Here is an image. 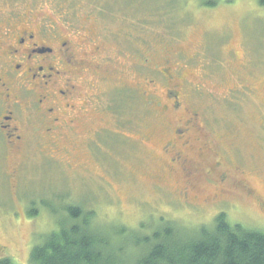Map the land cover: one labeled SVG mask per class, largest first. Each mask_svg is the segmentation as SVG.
I'll list each match as a JSON object with an SVG mask.
<instances>
[{"label": "rangeland", "instance_id": "374dc122", "mask_svg": "<svg viewBox=\"0 0 264 264\" xmlns=\"http://www.w3.org/2000/svg\"><path fill=\"white\" fill-rule=\"evenodd\" d=\"M28 13L59 30H75L88 53L99 48L95 58L83 56L102 64L103 72L85 74L91 105L76 111V126L58 146L43 149L47 137H40L21 150L9 149L0 134V258L27 264L34 245L70 222V207L110 229L144 224L152 231L167 221L199 229L225 213L232 223L264 231L259 0H0V22L12 16L25 21ZM182 52L193 56L182 69L183 82L191 81L184 83L182 107L157 116L144 110L131 90L153 75L142 64L148 59L163 66L171 58L181 65ZM155 80L163 100V82ZM187 109L199 114L200 126L183 149L190 163H222L214 176L199 173L188 186L191 203L180 194L186 178L167 168L163 152L171 129L188 118ZM206 142L211 150L199 156Z\"/></svg>", "mask_w": 264, "mask_h": 264}, {"label": "flooded vegetation", "instance_id": "af4514ba", "mask_svg": "<svg viewBox=\"0 0 264 264\" xmlns=\"http://www.w3.org/2000/svg\"><path fill=\"white\" fill-rule=\"evenodd\" d=\"M30 16L33 15L29 14L25 21L12 16L0 22V134L4 146L16 150L26 148L40 137L48 139L41 141L43 149L58 146L60 138L76 126V111L82 108L85 112L91 105L85 97L87 73L94 69V73L103 72L102 64L94 65L85 59L83 54L90 55L95 51L88 53L82 48V40L75 30H59L56 23ZM90 41L94 43L93 38ZM95 54L90 55L91 58H95ZM179 56L183 61L181 65L171 58L165 59L163 66L162 63L153 66L148 59L142 64L153 75L147 77L144 74L146 77L140 78V85L131 90L144 110H153L157 116L162 110L175 111L182 107V101L188 97L187 84L184 83H191L188 79L183 82L182 69L185 61L192 60L193 56L188 57L184 52ZM155 77L163 82L165 101L160 100L157 93ZM92 86L95 88L89 85V89ZM187 115L188 118L180 120L178 127L171 129L163 152L167 157V168L172 172L179 170L186 178L187 186L184 185L185 191L180 194L191 203L188 186L194 185L199 173L205 177L214 176L222 163L219 159L206 168L190 163L183 149L190 146V131L200 129V126L197 112L187 109ZM144 129L139 125V131L147 137ZM203 149L211 150L208 142L199 148V156H202ZM219 156L223 159L220 153ZM222 180V177L217 178L216 183ZM221 192L224 191L221 189Z\"/></svg>", "mask_w": 264, "mask_h": 264}, {"label": "trees", "instance_id": "16d2710c", "mask_svg": "<svg viewBox=\"0 0 264 264\" xmlns=\"http://www.w3.org/2000/svg\"><path fill=\"white\" fill-rule=\"evenodd\" d=\"M69 213L70 222L32 247L27 264H264V231L232 223L225 213L199 229L167 221L152 231L144 224L110 229L79 207ZM0 264L17 263L2 257Z\"/></svg>", "mask_w": 264, "mask_h": 264}]
</instances>
